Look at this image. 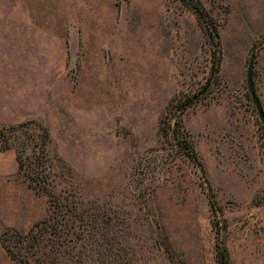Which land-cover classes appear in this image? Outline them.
I'll list each match as a JSON object with an SVG mask.
<instances>
[{
  "label": "rangeland",
  "instance_id": "rangeland-1",
  "mask_svg": "<svg viewBox=\"0 0 264 264\" xmlns=\"http://www.w3.org/2000/svg\"><path fill=\"white\" fill-rule=\"evenodd\" d=\"M200 1L219 53L180 0H0V126L47 127L63 203L53 214L0 152V264H18L3 241L51 215L60 234L23 253L31 264H220L217 229L230 264H264V126L247 83L253 57L264 110V0ZM195 98L197 162L161 132L170 102ZM28 132L11 143L31 155Z\"/></svg>",
  "mask_w": 264,
  "mask_h": 264
},
{
  "label": "trees",
  "instance_id": "trees-1",
  "mask_svg": "<svg viewBox=\"0 0 264 264\" xmlns=\"http://www.w3.org/2000/svg\"><path fill=\"white\" fill-rule=\"evenodd\" d=\"M180 1L188 9L194 12L199 25L208 35L209 41L213 43L214 47H216L217 53H219L220 43L217 40L218 36L215 31V25L201 1ZM213 57L216 59L215 61L213 60V66L218 67L217 71H219L221 58L220 56L216 58L214 54ZM196 99L197 98H195V100L180 102L178 104H176L173 100L167 107L166 114L161 122V132L163 137H170L174 139L183 137V148L185 149L184 155L189 157L190 160L194 162H197V154L194 149V142L191 138V134L186 130L184 115ZM30 128L36 131L38 136H41V139L38 142L33 141L34 149L31 155L28 153L29 146L26 141L19 142L20 138L14 137L16 142L11 143V139H13L15 134L21 132L23 135H26L29 133L28 131ZM25 139L30 141L32 138L28 137V139ZM50 142L51 138L49 130L37 121L21 124L17 127L4 125L0 126V152L15 150L16 161L18 163V173L24 176V178L28 181L29 188L37 195L49 197L53 214L61 216L62 211L60 210L63 203L61 204V202H59V199L55 197L51 190L54 179L50 169L51 160L48 158V146ZM210 204L213 211L216 213L219 207L213 197L210 199ZM66 210L70 211L67 207ZM52 220L54 219H52L51 215L48 219L36 223L27 236L14 233V246H10L7 242L3 241L2 246L8 256L18 264H31L28 256H25L23 253L32 252L35 247L45 241L48 235L58 236L60 234L59 231H61L62 226L59 227L58 223H53ZM218 223L219 221L216 222V225H218ZM223 234L224 232H222V229H217V255L220 264H230V255L227 246L225 245Z\"/></svg>",
  "mask_w": 264,
  "mask_h": 264
},
{
  "label": "water",
  "instance_id": "water-1",
  "mask_svg": "<svg viewBox=\"0 0 264 264\" xmlns=\"http://www.w3.org/2000/svg\"><path fill=\"white\" fill-rule=\"evenodd\" d=\"M253 71H254V58L252 57L250 64H249V68H248V74H247L248 90L252 96L254 105L258 111L259 117H260L261 122L264 126V110H263L261 102H260V100L257 96V93L255 91V88H254Z\"/></svg>",
  "mask_w": 264,
  "mask_h": 264
}]
</instances>
